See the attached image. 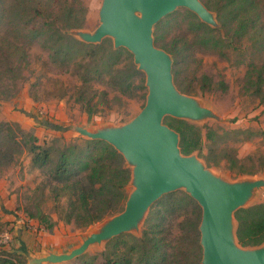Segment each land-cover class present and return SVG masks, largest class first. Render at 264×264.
Segmentation results:
<instances>
[{
	"label": "trees",
	"instance_id": "obj_1",
	"mask_svg": "<svg viewBox=\"0 0 264 264\" xmlns=\"http://www.w3.org/2000/svg\"><path fill=\"white\" fill-rule=\"evenodd\" d=\"M204 3L216 13L228 36L250 44L254 56L249 63L246 85L255 93L260 91L264 85V3L262 0H206ZM186 13L195 24L193 42L180 38L162 44L177 59L175 83L183 92H189L181 76L185 62L193 55L192 46L225 54L229 46L216 27L201 21L188 9ZM86 14L83 0H0V87L6 80L22 75L30 64L28 46L39 43L49 51L52 62L62 67L70 66L77 54L85 53L88 62L75 64L80 79L75 101L90 116L112 107L117 101L122 103V95H130L134 88H144V74L138 70L133 54L126 48H114L107 38L99 44L86 43L67 32L83 28L87 22ZM156 26L159 29L160 22ZM155 36L156 41H160L162 35L157 32ZM107 76L118 92L112 98L109 91L95 86L96 81ZM139 79L141 84H137ZM201 81L203 90L213 86L206 75ZM165 120L180 133L184 154L203 149L204 139L199 126L169 116ZM19 131L26 138L32 167L49 168L35 193L43 196L48 193L58 206L64 201L62 219L67 223L87 227L124 209L132 171L114 146L104 140L85 139L58 149L46 147L39 144L32 133L0 121V168L15 162L16 149L21 145ZM216 135L217 131L208 126L206 139L214 142ZM207 159L211 163L210 156ZM235 217L236 233L242 246L264 243V202L240 208ZM29 218L49 222L40 208L29 212ZM201 218V207L185 191L166 194L152 206L141 236L113 238L108 264H202ZM175 221H178L177 231L174 230ZM47 227L52 230L51 223ZM0 264L25 262L16 250L2 247Z\"/></svg>",
	"mask_w": 264,
	"mask_h": 264
},
{
	"label": "rangeland",
	"instance_id": "obj_2",
	"mask_svg": "<svg viewBox=\"0 0 264 264\" xmlns=\"http://www.w3.org/2000/svg\"><path fill=\"white\" fill-rule=\"evenodd\" d=\"M83 1L87 7L86 25L80 29L67 30L76 38H79L78 32H94L101 23L100 9L103 0ZM186 10L185 7L176 9L160 21L159 29L158 25L155 26L154 37L156 38L157 32L162 35L160 41L155 39L158 47L165 49L163 43L180 38L193 42L195 24ZM216 28L229 42L226 54L192 46L193 55L185 62L181 76L184 79L183 85L189 91L184 93L194 97L215 114L203 120L191 121L201 128L204 139L203 149L195 153L208 168L227 180L236 181L247 177L264 179V85L256 93L246 85L249 63L254 52L247 41L237 42L227 35L222 26L218 25ZM107 39L113 42L111 37ZM28 52L29 67L21 76L6 80L0 87V121L10 122L25 133H32L43 146L58 149L87 139L75 128L59 130L56 129L57 126H82L90 130L121 126L132 120L146 104L148 87L146 74L143 73L144 88H134L130 95H122V103L117 101L112 107L90 116L75 101V91L80 84L75 64L88 62L85 53L77 54L70 66L62 67L52 62L49 51L39 43L30 44ZM171 56L174 74L177 59L172 53ZM203 75L211 80L213 86L210 89L201 88ZM139 83L140 79L137 81ZM95 86L99 90L109 91L110 98L118 93L110 84L108 76L96 81ZM168 120H165L167 124ZM208 126L217 131L214 142L206 139ZM19 133L21 145L16 149L15 162L0 168V235L5 232L11 235L8 242L1 243L3 241L0 239V248L16 250L25 264H28V256L23 247L30 254L38 256L46 255L44 249L55 253L70 252L80 246L107 218L119 212L87 227L67 223L62 219L64 201L58 206L47 196L48 193L46 196L35 193L49 168L32 167L31 153L25 144L26 138L21 131ZM132 189L133 185L129 184L128 196ZM261 202H264V186L256 192L249 205ZM37 208H40L48 223H43L38 218H29V212H36ZM151 209L152 207L138 230L121 235L126 239H131V235L141 236ZM49 223L52 224V230L47 227ZM177 229L178 221H175L174 230ZM22 233L33 236L40 247L35 245L36 250L30 251L17 238ZM112 240L91 245L84 254L74 259L49 264H108L107 258L112 256L109 251ZM30 241L32 244L31 239Z\"/></svg>",
	"mask_w": 264,
	"mask_h": 264
},
{
	"label": "water",
	"instance_id": "obj_3",
	"mask_svg": "<svg viewBox=\"0 0 264 264\" xmlns=\"http://www.w3.org/2000/svg\"><path fill=\"white\" fill-rule=\"evenodd\" d=\"M180 7L212 27L221 26L216 13L201 0H103L99 27L94 32H78L77 39L83 42L99 44L111 37L114 48L131 52L138 70L146 74L147 101L132 120L121 126L56 129L75 128L87 139L104 140L114 146L131 168L129 184L133 189L124 209L107 218L70 252L44 249L46 255L38 256L23 247L28 264L68 261L84 254L91 245L136 231L159 199L179 190L185 191L202 209L199 226L202 264H264V243L242 246L235 217L240 208L248 207L264 186V179L247 177L230 181L217 175L195 152H182L180 133L165 122L168 116L191 122L214 114L177 87L171 53L155 43L156 24Z\"/></svg>",
	"mask_w": 264,
	"mask_h": 264
},
{
	"label": "crops",
	"instance_id": "obj_4",
	"mask_svg": "<svg viewBox=\"0 0 264 264\" xmlns=\"http://www.w3.org/2000/svg\"><path fill=\"white\" fill-rule=\"evenodd\" d=\"M17 238L21 242V244L26 246L30 251L31 250H33V251L36 250L35 249V245H38L40 247L38 241H36L35 238H33V236H29L27 233H22V234L18 235ZM28 239H29V241L31 239L33 243L32 244L29 243Z\"/></svg>",
	"mask_w": 264,
	"mask_h": 264
},
{
	"label": "built area",
	"instance_id": "obj_5",
	"mask_svg": "<svg viewBox=\"0 0 264 264\" xmlns=\"http://www.w3.org/2000/svg\"><path fill=\"white\" fill-rule=\"evenodd\" d=\"M0 239H1V241H3L1 243L8 242L11 239V235L8 232H5V233L0 235Z\"/></svg>",
	"mask_w": 264,
	"mask_h": 264
}]
</instances>
